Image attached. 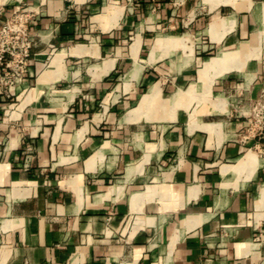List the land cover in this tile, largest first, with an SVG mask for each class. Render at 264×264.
Segmentation results:
<instances>
[{
    "label": "crops",
    "instance_id": "crops-1",
    "mask_svg": "<svg viewBox=\"0 0 264 264\" xmlns=\"http://www.w3.org/2000/svg\"><path fill=\"white\" fill-rule=\"evenodd\" d=\"M19 11L0 264H264V0H0Z\"/></svg>",
    "mask_w": 264,
    "mask_h": 264
},
{
    "label": "built area",
    "instance_id": "built-area-1",
    "mask_svg": "<svg viewBox=\"0 0 264 264\" xmlns=\"http://www.w3.org/2000/svg\"><path fill=\"white\" fill-rule=\"evenodd\" d=\"M20 12V11H19ZM0 26V93L13 99L16 86L22 81L28 67L33 42L26 26L27 18L23 12L11 16L7 23ZM15 33V41L7 45L2 41L3 35ZM257 135L264 134V114L260 116Z\"/></svg>",
    "mask_w": 264,
    "mask_h": 264
},
{
    "label": "rangeland",
    "instance_id": "rangeland-1",
    "mask_svg": "<svg viewBox=\"0 0 264 264\" xmlns=\"http://www.w3.org/2000/svg\"><path fill=\"white\" fill-rule=\"evenodd\" d=\"M18 13H21V12H18ZM4 22L5 23H7V19H4ZM4 25V23H2V22H0V26H3ZM15 33L12 31V32H9L7 35H3V37H2V41H4L7 45L9 44V45H11L12 43H14V41H15ZM196 50H199L198 48L196 49ZM193 53V52H192ZM207 53V55H205ZM194 54H196L197 56H204V57H209V56H214L216 53L214 52V53H212V51L211 50H207V52L205 51V52H201L200 54L199 53H197L196 51L194 52ZM175 55L177 56V57H189V56H187V52H176L175 53ZM191 91V90H190ZM189 93V92H188ZM226 96H229V93H227L226 94ZM261 99H264V97H262ZM200 102H202V103H204V102H211V100L209 101H207V100H203V101H201L200 100ZM243 102H245V100H240L238 97H237V99L235 100H232V99H230L229 98V100H226V103L228 104L227 105V107H230L233 111H234V107L236 106H241V104L243 103ZM258 102H254L253 104H252V106H250L249 105V107H250V115L249 114H247V115H249L248 116V118H250L251 119V121H250V129L254 132V133H258L257 131V129H258V124H259V121H260V116H261V114L263 113L264 114V108L261 110V109H258L256 106V104H257ZM262 103V102H261ZM264 103V102H263ZM233 105V106H232ZM256 107V109H255V107ZM260 106V105H259ZM235 107V109H237ZM254 110H256V112L254 113ZM234 114H236V115H238L239 113L238 112H235L234 111ZM260 137V138H259ZM257 138L258 139H260V141H261V143H263V145H262V147H261V149H262V154H263V156H264V134H262V135H257Z\"/></svg>",
    "mask_w": 264,
    "mask_h": 264
},
{
    "label": "bare ground",
    "instance_id": "bare-ground-1",
    "mask_svg": "<svg viewBox=\"0 0 264 264\" xmlns=\"http://www.w3.org/2000/svg\"><path fill=\"white\" fill-rule=\"evenodd\" d=\"M162 44H163V42L161 40H157V42L155 43V45L153 47L152 57L162 47ZM139 71H141V70H139ZM263 159H264V157H263Z\"/></svg>",
    "mask_w": 264,
    "mask_h": 264
},
{
    "label": "trees",
    "instance_id": "trees-1",
    "mask_svg": "<svg viewBox=\"0 0 264 264\" xmlns=\"http://www.w3.org/2000/svg\"><path fill=\"white\" fill-rule=\"evenodd\" d=\"M206 52H207V51H206ZM205 55H207V53H206Z\"/></svg>",
    "mask_w": 264,
    "mask_h": 264
}]
</instances>
